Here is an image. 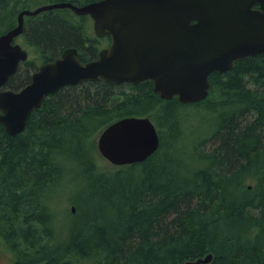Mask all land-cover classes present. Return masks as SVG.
Masks as SVG:
<instances>
[{"label":"trees","instance_id":"trees-1","mask_svg":"<svg viewBox=\"0 0 264 264\" xmlns=\"http://www.w3.org/2000/svg\"><path fill=\"white\" fill-rule=\"evenodd\" d=\"M39 1L0 0V34ZM55 1L96 0H46ZM92 22L70 8L27 16L22 36L37 58L22 62L6 88L20 90L68 47L83 62L96 59L109 40L91 35ZM210 81L208 97L191 104L163 99L152 80L86 81L47 97L23 132L0 124L9 264H184L209 253V264H264V54ZM129 116L152 119L159 148L145 161L101 168L99 135ZM68 173L76 211L66 208L72 221L62 222L53 191Z\"/></svg>","mask_w":264,"mask_h":264},{"label":"water","instance_id":"water-1","mask_svg":"<svg viewBox=\"0 0 264 264\" xmlns=\"http://www.w3.org/2000/svg\"><path fill=\"white\" fill-rule=\"evenodd\" d=\"M70 8L90 16L97 37L110 44L96 59L83 62L76 47L40 65L29 84L7 89L29 52L16 38L26 16ZM264 54V0H96L78 5L55 1L22 9L17 24L0 34V124L10 135L26 128L45 99L86 81L112 84L154 82L163 99L183 104L205 100L210 75L227 72L235 62ZM160 135L148 116H129L108 125L97 139L99 153L115 166L145 161L160 146ZM74 208V207H73ZM213 254L184 264H209Z\"/></svg>","mask_w":264,"mask_h":264},{"label":"rangeland","instance_id":"rangeland-1","mask_svg":"<svg viewBox=\"0 0 264 264\" xmlns=\"http://www.w3.org/2000/svg\"><path fill=\"white\" fill-rule=\"evenodd\" d=\"M46 0H40L39 2H34L32 4L28 5V8H36L42 4H47ZM27 17V16H26ZM93 21V20H92ZM92 29L91 35L94 37H97L94 31L93 22H92ZM24 35V34H23ZM16 42L21 44L24 48L28 49L26 47V44L24 43V38L21 35H19L16 38ZM30 49V48H29ZM37 58V54L29 50V60H34ZM20 77V76H19ZM101 155V154H100ZM98 164L101 168L111 169L114 168V165L110 163L108 160H106L102 155L98 157ZM70 175H66L59 184L55 187L53 191V202L55 204V208L58 210V217L63 222L65 218L67 220L72 221V217L67 215L66 208L69 210L72 208L73 204L70 202L71 196L75 194V187L76 183H72L71 179L73 178V173H68ZM15 260V252L10 250V248L7 247L4 240L0 237V264H9Z\"/></svg>","mask_w":264,"mask_h":264},{"label":"flooded vegetation","instance_id":"flooded-vegetation-1","mask_svg":"<svg viewBox=\"0 0 264 264\" xmlns=\"http://www.w3.org/2000/svg\"><path fill=\"white\" fill-rule=\"evenodd\" d=\"M102 38H107L108 40H109V44H110V38L107 36V37H102ZM74 206H72V211L73 212H75L76 211V209H75V207L73 208ZM7 245V244H6Z\"/></svg>","mask_w":264,"mask_h":264},{"label":"bare ground","instance_id":"bare-ground-1","mask_svg":"<svg viewBox=\"0 0 264 264\" xmlns=\"http://www.w3.org/2000/svg\"><path fill=\"white\" fill-rule=\"evenodd\" d=\"M20 12V11H19ZM79 198V197H78ZM78 203V202H77Z\"/></svg>","mask_w":264,"mask_h":264}]
</instances>
